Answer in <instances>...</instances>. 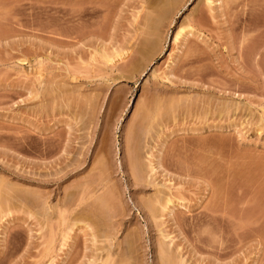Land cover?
I'll list each match as a JSON object with an SVG mask.
<instances>
[{
	"label": "rangeland",
	"instance_id": "1",
	"mask_svg": "<svg viewBox=\"0 0 264 264\" xmlns=\"http://www.w3.org/2000/svg\"><path fill=\"white\" fill-rule=\"evenodd\" d=\"M223 1L0 0V264H264V0Z\"/></svg>",
	"mask_w": 264,
	"mask_h": 264
},
{
	"label": "bare ground",
	"instance_id": "2",
	"mask_svg": "<svg viewBox=\"0 0 264 264\" xmlns=\"http://www.w3.org/2000/svg\"><path fill=\"white\" fill-rule=\"evenodd\" d=\"M218 1H219V2H218V3H219V6H217V7L222 8V6H223V4H224V3H223L224 1H223V0H218ZM228 1H229V0H228ZM205 2H206L205 8L207 7L206 11L209 10L208 13H209L210 15H211V14H214V13H212V12H214V10L216 9V7L213 5L214 2H215V0H205ZM226 2H227V1H226ZM233 2H234V1H233ZM156 3H157V2H156ZM215 3H216V2H215ZM153 5H154V4H153ZM226 5H227V4H226ZM155 9H156L155 6H152V7H151V10L155 11ZM223 9H224V7H223ZM223 9H222V10H223ZM156 10H157V9H156ZM220 10H221V9H220ZM153 11H151V12H153ZM147 12H148V11H147ZM151 12H149V13L151 14V16H149V17L146 16V17H148V18H146V19H148L147 21H149V22H148L149 25L147 24V25H148L147 28H149V29L146 30L147 28L145 29V28L143 27L144 30H143V29H141V30H137V31H138L137 34H138L139 36H141L140 40H141L142 43H145V41H148V42L152 45V44H154V43H156V44L158 43V41H159L158 39L161 37L159 34H160L161 32H159L160 30H158L159 28L157 27V26H159V25H158V24L156 25V20H154V19H156V18H153ZM210 12H211V13H210ZM215 12H216V11H215ZM221 12H222V11H221ZM149 13H148V14H149ZM199 13H200V12H199ZM205 13H206V12H205ZM150 14H149V15H150ZM216 14H217V13H216ZM203 15H204V14H203ZM214 15H215V14H214ZM143 16H144V15H143ZM189 16H190V15H189ZM212 16H213V15H212ZM216 16H217V15H216ZM196 17H197V16H196ZM213 17H215V16H213ZM198 18H199V17H198ZM202 18H203V17H202ZM157 19H158V18H157ZM189 19H190V18H189ZM194 19H195V18H194ZM194 19H190V20L188 21V22H189L188 24L185 22V23L187 24V27L190 28V30H192V31H193V28H194V27H197L196 25H201V21H198V22H197V21H194ZM147 21H146V22H147ZM154 21H155V22H154ZM158 21H159V19H158ZM158 21H157V22H158ZM146 22H145V25H146ZM202 22H203V20H202ZM143 23H144V22H143ZM202 24H203V23H202ZM140 25H141V24H140ZM147 25H146V26H147ZM183 25H184V24H183ZM146 26H145V27H146ZM185 28H186V25H185L184 27L181 26L180 30L176 33V38H175V40L179 39V37H181L180 35H183L184 33H188V32L191 33L190 30H189L188 32H184V31H185ZM138 29H139V28H138ZM186 30H187V29H186ZM194 30H195V29H194ZM194 34H195V33H194ZM159 36H160V37H159ZM186 37H187V35H186ZM138 40H139V39H138ZM149 43H146V44H149ZM140 44H141V43H140ZM146 44H145V45H146ZM140 46H141V45H140ZM156 46H157V45H156ZM135 47H136V46H135ZM135 47H134V48H135ZM142 47H143V45H142ZM142 47H141V48H142ZM134 48H133V49H134ZM131 50H132V49H131ZM117 51H119L118 48H117ZM122 53L124 54V52H120L119 54L122 55ZM119 54H118V55H119ZM125 55H126V54H125ZM122 57L124 58L125 56H122ZM233 102H234V101H233ZM233 104H235V103H233ZM236 104H239V103H236ZM236 104H235V105H236ZM228 106H229V105H228ZM228 106H225V107H226L225 109H224V107H223L221 110H222V111H224V110H228V111H226V112H229V110H231L232 107L229 108L230 106H229V107H228ZM231 106H233V105H231ZM218 107H219V106H218ZM228 108H229V109H228ZM238 108H239V107H238ZM238 108H237V109H238ZM218 110H219V109H218ZM218 110H217V111H218ZM222 113H223V112H222ZM224 113H225V112H224ZM213 114H214V113H213ZM158 151H159V150H158ZM148 154H149V152H148ZM151 154H152V153H151ZM137 156H138V155H137ZM149 158H150V157H149ZM133 159H134V158H133ZM151 161H152V160H151ZM134 163H136V162L134 161L133 164H134ZM149 163H150V162H149ZM153 164H154V163H153ZM147 165H148V164H147ZM256 165H257V164H256ZM133 166H134V165H133ZM134 167H137V166H134ZM138 167H139V166H138ZM138 167H137V168H138ZM141 167H142V166H141ZM149 167L151 168V169H149V170H151V171L154 172V170H155L154 167H155V166H153V165H149ZM149 167H148V168H149ZM259 167H260V166H259ZM256 168H257V167H256ZM200 171H201V170H200ZM198 172H199V171H198ZM207 172H208V171H207ZM203 173H204V170H203ZM203 173H202V174H203ZM251 173H252V172H251ZM251 173H250V175H252ZM151 176H152V175H151ZM253 176H254V175H253ZM253 179H254V178H253ZM137 181H138V180H137ZM263 181H264V179H263ZM153 182H154V181H153ZM161 190H162V189H161ZM161 192H162V191H161ZM159 193H160V192H159ZM162 193H163V192H162ZM160 195H161V194H160ZM220 195H221V193H220ZM166 196H168V195H166ZM166 196H165V198H163V199H165L164 201H165L166 203L163 202L162 197H161L159 200H156V201H159V203L162 205V206L160 205V208L166 209V208H168V206H169L168 203H171V202H172V199H170L171 197L169 198V196H168V197H166ZM221 197H222V196H221ZM149 199H150V198H149ZM157 199H158V197H157ZM161 199H162V201L160 202ZM147 201H150V200H147ZM102 203H103V202H102ZM149 203H151V202H149ZM163 203H164V204H163ZM172 203H173V202H172ZM103 204H104V203H103ZM157 204H158V202H157ZM152 207H153V206H152ZM156 208H157V206L155 207V209H156ZM160 208H159L158 210L156 209L157 212H156V210L154 209L155 212H156V214L158 213V211H159V213H160ZM171 208H172V207H171ZM163 209H162V212H163ZM213 209H214V208H213ZM210 210H211V209H210ZM217 210H218V209H217ZM215 211H216V210H215ZM261 211L264 212V208H263ZM150 212H151V211H150ZM153 214H154V216H155V213H153ZM157 215H158V214H157ZM157 215H156V218L159 217L160 214H159L158 216H157ZM260 215H261V212H260L259 215H256L257 217H255V216H254L253 218L250 217L249 219L247 218L246 220H247L248 222L251 223V222H252L251 220L253 219V221L255 222V220H257V219L259 218ZM154 216H153V217H154ZM235 216H237V215H235ZM239 216H240V215H239ZM251 218H252V219H251ZM261 219H262V218H261ZM76 220H77V219H76ZM79 220H80V219H79ZM79 220H77V221H79ZM249 220H250V221H249ZM77 221H75V223H74L73 225H75L76 223L78 224ZM80 221H81V220H80ZM80 221H79V222H80ZM239 221H240V220H239ZM88 224H89V223H88ZM88 224L86 223V224H84V225H88ZM82 225H83V224H82ZM90 225H91V224H90ZM90 225H88V226H90ZM92 226H93V225H92ZM239 226H240V225H239ZM79 228H80V227H79ZM90 228H91V227H90ZM69 230H73V228L71 227ZM254 231H255V230H254ZM252 233H253V232H252ZM93 235L96 237V233H94ZM93 235H92V236H93ZM97 237H98V236H97ZM97 237H96V238H97ZM163 237H164V236H163ZM96 238H93V239H96ZM64 239H65V238H64ZM97 240H99V239L97 238ZM93 241H94V240H93ZM167 245H168V244H167ZM103 247H104V246H103ZM110 247H111V246H110ZM164 247H165V246H164ZM164 247H163L164 253H166L167 251H169V250H165V249H167V248L164 249ZM166 247H167V246H166ZM104 248H105V247H104ZM107 248H108V247H107ZM102 249H103V248H102ZM105 249H106V248H105ZM110 251H111V250L108 249V253H107L106 256H105L106 258H103V259H102V262H101L100 264H109V260H108V259H109V257L112 256L111 254L114 253V252L111 253ZM113 251H114V250H113ZM103 253H104V251H103ZM115 253H116V252H115ZM115 253H114V254H115ZM99 257H100V256H99ZM163 257H164V256H163ZM167 257H168V256H166V258H167ZM111 258H112V257H111ZM166 258H165V259H166ZM104 259H105V260H104ZM163 260H164V259H163ZM167 260H168V261H171V260H170V256L167 258ZM167 260H166V261H167ZM175 261H176V260H175ZM94 262H95V261H94ZM97 262H98V261H97ZM171 262H173V261H171ZM110 263H111V262H110ZM113 263H114V262H112V264H113ZM179 263H180V262H179ZM91 264H92V263H91Z\"/></svg>",
	"mask_w": 264,
	"mask_h": 264
}]
</instances>
